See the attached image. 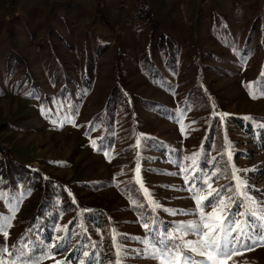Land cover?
<instances>
[{
	"label": "rangeland",
	"instance_id": "rangeland-1",
	"mask_svg": "<svg viewBox=\"0 0 264 264\" xmlns=\"http://www.w3.org/2000/svg\"><path fill=\"white\" fill-rule=\"evenodd\" d=\"M145 1L159 47L131 0H0L8 264H116L118 249L161 264L158 241L200 240L186 226L212 190L230 226L264 236V94L249 89L264 87V0ZM226 264H264V246Z\"/></svg>",
	"mask_w": 264,
	"mask_h": 264
},
{
	"label": "snow or ice",
	"instance_id": "snow-or-ice-1",
	"mask_svg": "<svg viewBox=\"0 0 264 264\" xmlns=\"http://www.w3.org/2000/svg\"><path fill=\"white\" fill-rule=\"evenodd\" d=\"M262 75H264V73H262ZM251 87L250 85V95H252L253 98H256L257 95L264 94V87H260L259 93L251 92ZM193 163H195L194 158ZM184 171H187V169H184ZM136 179L147 196V189L144 188L140 180L139 166H137L136 169ZM205 183H208V181H205ZM243 187V181H239L237 191ZM209 188H211L210 184ZM214 191L215 190L210 191L207 196L200 193L194 196L197 208L200 209V221L198 224H191L186 227L195 230L196 234L200 236V240L195 244L188 243L182 246H173L174 250L172 251H169L168 246L164 244L163 240L158 241L161 247L158 251H150V258H159L161 264H226V261L230 260L234 254H239V249L241 248L252 250L254 245L258 244L259 246H264V236L254 239L245 230L243 222L237 223L234 227L229 225L228 219L224 215L227 203L224 200H220L218 203L213 204L212 200L209 199ZM205 202H207L208 206L212 207V211L209 213L203 211ZM250 203H254V201H250ZM158 206L159 205H156V207ZM252 215H255V213H252ZM258 219H264V216L258 217ZM10 227V218L0 216V234H3L5 239L8 237V229ZM145 227H147V225H145ZM232 233H237V235L232 236ZM242 238L250 239L252 243L245 245L242 243ZM233 241H235V244H233ZM113 243L114 245L116 244L115 236H113ZM189 250L202 257V259L194 261L191 256L186 254ZM6 253L11 255L8 253L6 247L0 246V257ZM116 255V264H120L121 259L125 257L124 250L118 249ZM0 264H8V262L0 258ZM12 264H15V261H13ZM57 264H60V262L57 261Z\"/></svg>",
	"mask_w": 264,
	"mask_h": 264
},
{
	"label": "trees",
	"instance_id": "trees-1",
	"mask_svg": "<svg viewBox=\"0 0 264 264\" xmlns=\"http://www.w3.org/2000/svg\"><path fill=\"white\" fill-rule=\"evenodd\" d=\"M135 5L134 19L136 22L143 23V25H148L150 28V40H157V47L160 46L162 39L164 38L163 34L159 33V21L155 17L151 8L146 4L145 0H131ZM158 49V48H156ZM118 98V90L114 87V90L111 92L108 102L112 103Z\"/></svg>",
	"mask_w": 264,
	"mask_h": 264
}]
</instances>
